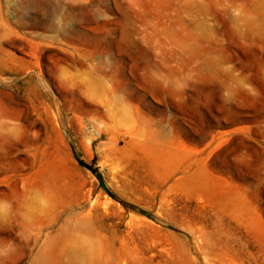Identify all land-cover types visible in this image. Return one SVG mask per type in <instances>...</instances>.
<instances>
[{
  "label": "rangeland",
  "instance_id": "374dc122",
  "mask_svg": "<svg viewBox=\"0 0 264 264\" xmlns=\"http://www.w3.org/2000/svg\"><path fill=\"white\" fill-rule=\"evenodd\" d=\"M0 264H264V0H0Z\"/></svg>",
  "mask_w": 264,
  "mask_h": 264
}]
</instances>
